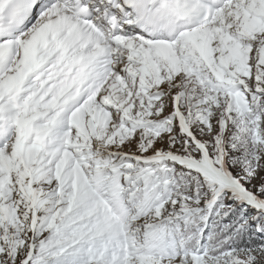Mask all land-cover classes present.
<instances>
[{
    "label": "snow or ice",
    "instance_id": "1",
    "mask_svg": "<svg viewBox=\"0 0 264 264\" xmlns=\"http://www.w3.org/2000/svg\"><path fill=\"white\" fill-rule=\"evenodd\" d=\"M0 264H264V0H0Z\"/></svg>",
    "mask_w": 264,
    "mask_h": 264
}]
</instances>
